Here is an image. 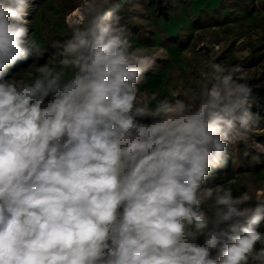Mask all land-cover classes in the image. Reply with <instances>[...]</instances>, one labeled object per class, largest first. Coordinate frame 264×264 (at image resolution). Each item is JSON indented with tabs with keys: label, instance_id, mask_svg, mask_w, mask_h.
I'll return each mask as SVG.
<instances>
[{
	"label": "clouds",
	"instance_id": "clouds-1",
	"mask_svg": "<svg viewBox=\"0 0 264 264\" xmlns=\"http://www.w3.org/2000/svg\"><path fill=\"white\" fill-rule=\"evenodd\" d=\"M125 3L89 0L37 64V5L0 0V264H264V199L206 184L260 123L253 88L213 62L189 95L145 97L160 57Z\"/></svg>",
	"mask_w": 264,
	"mask_h": 264
},
{
	"label": "rangeland",
	"instance_id": "rangeland-1",
	"mask_svg": "<svg viewBox=\"0 0 264 264\" xmlns=\"http://www.w3.org/2000/svg\"><path fill=\"white\" fill-rule=\"evenodd\" d=\"M34 2L30 34L44 51V59L35 62L43 64L54 51L52 41L83 20L89 0ZM119 15L135 45L160 57L140 85L145 97L154 92L171 98L173 90L189 95L213 62L232 68L251 85L249 104L260 123L246 140L229 146L227 167L206 184L231 187L233 195L247 190L253 201L264 199V0H127ZM32 63L33 58L17 62L9 77L22 69L34 71L27 68Z\"/></svg>",
	"mask_w": 264,
	"mask_h": 264
},
{
	"label": "trees",
	"instance_id": "trees-1",
	"mask_svg": "<svg viewBox=\"0 0 264 264\" xmlns=\"http://www.w3.org/2000/svg\"><path fill=\"white\" fill-rule=\"evenodd\" d=\"M253 96H254V97H258V95H257V94H253Z\"/></svg>",
	"mask_w": 264,
	"mask_h": 264
}]
</instances>
